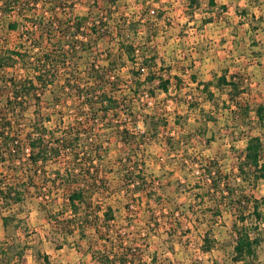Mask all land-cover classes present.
<instances>
[{
  "label": "rangeland",
  "instance_id": "1",
  "mask_svg": "<svg viewBox=\"0 0 264 264\" xmlns=\"http://www.w3.org/2000/svg\"><path fill=\"white\" fill-rule=\"evenodd\" d=\"M198 1L200 5L192 7L190 0H119L112 17L97 16L89 2L76 3L72 9L78 16L94 11L97 19L102 16L109 22V30L102 32L103 37L94 48L101 64L106 50L116 51V22L121 18L143 20L145 15L137 27L136 44L156 46L161 60L159 67L163 66L164 72L171 68L167 76L182 79L181 87L173 79L170 93L157 91L152 100L145 96L134 98L126 91L127 100H133L131 106L139 119V129L146 133V144L133 158L139 168H133L144 170L148 186L143 188L139 178L134 184L122 181L124 173L118 160L126 158L128 148L116 136L117 130L111 129L116 122L111 123L106 131L110 151L105 161L106 170L112 173L108 177V191L94 202L103 209L109 206L114 209L116 220L112 225L130 236L134 248L146 245L142 247L144 264H264V180L255 188L239 178L235 181L239 175L238 156L245 151L248 136L264 132L255 113L247 121L235 119L232 111L236 107L231 106L227 94L229 87L224 86V91L216 87L223 76L237 74L247 80L253 107L264 104V0H217L216 8L208 0ZM60 4L44 0L28 17L35 20L43 14L49 17L56 9L65 21L70 5ZM13 23L18 24L16 30L10 25ZM32 25L33 21L19 17L17 12L1 17V44L9 49L19 46ZM82 57L80 71H85L92 58L90 54ZM127 67L123 70L125 77L131 69L130 65ZM9 72L31 76L20 67ZM191 74H196L201 82L213 83L215 102L202 95L193 98L199 93L194 91ZM47 98L50 100L49 94ZM155 107L160 113L161 108L169 113L167 129L156 134L142 122V116L153 113ZM69 122L70 117H65L64 125ZM60 126L63 123L59 119L48 125L50 130L57 131ZM207 160L216 161L223 176L232 178L231 187L238 196L249 197L253 204L260 205L262 217L257 219L252 214V203L243 204L246 224L253 236L262 240L255 259L243 262L233 259L237 213L204 175L202 165ZM57 169L56 164L49 165L46 178H53ZM0 172L11 180L15 178L7 168L0 166ZM38 192L26 191L23 203L12 206L0 201V264H98L92 249L97 251L102 242L94 231H88L84 238L78 233L67 235L48 219V214L58 215L66 210L65 193L53 191L52 197H40ZM64 212L60 219L71 216L70 212ZM206 238L212 246L208 252L203 250Z\"/></svg>",
  "mask_w": 264,
  "mask_h": 264
},
{
  "label": "trees",
  "instance_id": "2",
  "mask_svg": "<svg viewBox=\"0 0 264 264\" xmlns=\"http://www.w3.org/2000/svg\"><path fill=\"white\" fill-rule=\"evenodd\" d=\"M49 1L52 5H70L65 21L56 9L49 17L45 14L36 20L28 17L44 0H0V18L17 12L19 17L33 21L19 46L9 49L0 42V166L15 175L11 180L0 172V201L8 206L23 203L26 191L32 189L38 190L40 197H52L53 191L64 192V211L71 216L60 219L59 215L65 213L61 210L58 215L48 214L50 221L56 222L67 235L78 233L84 238L88 231H94L102 242L97 251L92 249L93 259L98 264H144L142 247L146 245L134 248L130 236L112 225L116 220L114 209L110 206L103 209L94 202L101 193L108 191V177L112 173L106 170L105 159L110 151L106 146L109 142L106 131L116 122L117 125L110 128L117 130L116 136L128 148L126 158L118 160L124 173L122 181L134 184L139 178L143 188L148 186L144 170H136L139 165L133 161L138 149L146 144V133L139 129V119L131 106L133 100L127 98L132 95L137 99L143 96L155 99L157 91L170 93L173 79L177 87H181L182 79L167 76L171 68L164 72L163 66L159 67L161 60L156 46L136 44L137 27L143 23L145 15H142L143 20L121 18L116 22V51L106 50V58H102L104 64H101L94 48L103 37L102 32L109 30V22L97 16L112 17L119 0ZM190 1L192 7L200 5L198 0ZM208 1L212 8L218 6L217 0ZM88 2L97 16L94 11L87 16L72 13L76 3ZM10 25L14 30L18 28L17 23ZM85 54L91 55L92 62L85 71H80ZM128 65L131 69L125 77L123 70ZM18 67L28 70L31 76L10 74L9 71ZM191 81L196 87L194 91L199 93L193 96L195 100L202 95L215 102L212 82H201L196 74H191ZM221 81L216 87L219 90L229 87V101L236 107L232 111L234 118L247 121L255 113L264 132V104L257 103L253 107L251 94L246 89L247 80L235 74L229 78L223 76ZM55 88H59L58 91ZM161 109L163 113L155 107L153 113L142 116L144 126L155 134L167 129L169 124L168 110ZM67 116L70 122L64 125ZM54 119L63 123L60 131L49 129ZM238 161L239 175L235 181L239 178L255 188L264 180V133L248 136L247 146ZM53 164L58 169L53 178L47 179L46 168ZM218 166L216 161L207 160L202 169L221 199L228 201L230 209L237 213L233 259L236 262L255 259L262 240L253 236L251 227L246 224L243 204L252 203V214L257 219L262 217L260 205L253 204L249 197L238 196L231 187L232 178L223 176ZM44 189L48 191L45 194ZM211 249L209 238H206L203 250Z\"/></svg>",
  "mask_w": 264,
  "mask_h": 264
}]
</instances>
